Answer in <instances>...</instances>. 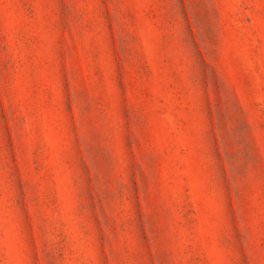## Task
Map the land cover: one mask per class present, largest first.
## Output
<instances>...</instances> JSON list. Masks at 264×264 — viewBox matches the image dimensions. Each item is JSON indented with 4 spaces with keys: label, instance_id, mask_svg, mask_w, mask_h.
<instances>
[{
    "label": "rangeland",
    "instance_id": "1",
    "mask_svg": "<svg viewBox=\"0 0 264 264\" xmlns=\"http://www.w3.org/2000/svg\"><path fill=\"white\" fill-rule=\"evenodd\" d=\"M0 264H264V0H0Z\"/></svg>",
    "mask_w": 264,
    "mask_h": 264
}]
</instances>
